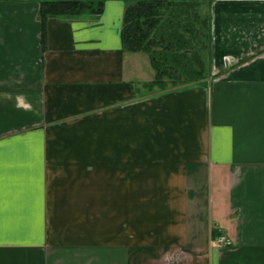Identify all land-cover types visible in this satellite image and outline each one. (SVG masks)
<instances>
[{
    "label": "crops",
    "instance_id": "0c3cea01",
    "mask_svg": "<svg viewBox=\"0 0 264 264\" xmlns=\"http://www.w3.org/2000/svg\"><path fill=\"white\" fill-rule=\"evenodd\" d=\"M38 1L0 0V264H264V0L212 2L208 72L165 89L128 0L42 47Z\"/></svg>",
    "mask_w": 264,
    "mask_h": 264
},
{
    "label": "trees",
    "instance_id": "16d2710c",
    "mask_svg": "<svg viewBox=\"0 0 264 264\" xmlns=\"http://www.w3.org/2000/svg\"><path fill=\"white\" fill-rule=\"evenodd\" d=\"M198 0H128L122 10L119 37L126 51L144 52L153 78L144 85L160 89L190 85L204 79L199 50L207 49L209 23ZM102 0H39V40L48 17L71 19L101 12Z\"/></svg>",
    "mask_w": 264,
    "mask_h": 264
},
{
    "label": "rangeland",
    "instance_id": "374dc122",
    "mask_svg": "<svg viewBox=\"0 0 264 264\" xmlns=\"http://www.w3.org/2000/svg\"><path fill=\"white\" fill-rule=\"evenodd\" d=\"M198 1H200L199 2V13L202 16H206L207 19H208V23H209V25H208L209 26V28H208V31H209V40H208V43H207L208 44V47H207V49L199 50L201 59H202L203 64H204V68L206 69V73H207L208 70H209L210 46H211V39H212L211 38L210 4L212 2H214V1H216V0H198ZM105 210H107V209H105ZM85 217H86V220H88V221H94V222H97V223H100L101 224V227L103 229L101 230V232H98V233H100V236L103 239H111V238H114L116 235H118L120 233H123L119 228L116 229V227H113L112 229L109 228V230L106 228V227L109 226L110 223H113L114 216L101 215L99 217V221L97 220L98 219V216H95V217H93V216H85ZM89 217H90V219H89ZM122 222H124V219L122 220ZM104 228H106V229H104ZM96 237H98V236H96Z\"/></svg>",
    "mask_w": 264,
    "mask_h": 264
}]
</instances>
